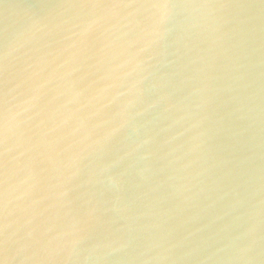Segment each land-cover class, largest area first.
Returning a JSON list of instances; mask_svg holds the SVG:
<instances>
[{
  "label": "water",
  "instance_id": "1",
  "mask_svg": "<svg viewBox=\"0 0 264 264\" xmlns=\"http://www.w3.org/2000/svg\"><path fill=\"white\" fill-rule=\"evenodd\" d=\"M0 264H264V0H0Z\"/></svg>",
  "mask_w": 264,
  "mask_h": 264
}]
</instances>
